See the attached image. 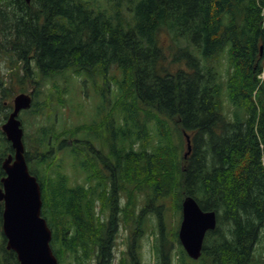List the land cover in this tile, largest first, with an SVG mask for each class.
I'll list each match as a JSON object with an SVG mask.
<instances>
[{
  "label": "trees",
  "instance_id": "16d2710c",
  "mask_svg": "<svg viewBox=\"0 0 264 264\" xmlns=\"http://www.w3.org/2000/svg\"><path fill=\"white\" fill-rule=\"evenodd\" d=\"M263 11L264 0H0V54L10 69L9 83L0 74V123L14 82L23 92L34 83L31 114L44 112L42 78L67 70L86 73L100 94L92 121L58 129L54 119L27 156L62 264H100L121 238L137 255L129 262L125 249L120 264H143L144 237L154 264H262ZM113 70L121 76L110 78ZM111 79L119 90L107 98ZM11 149L0 129V186ZM64 149L79 169L75 183L57 158ZM186 196L217 214L198 260L168 222L181 219ZM2 210L0 202V264H19Z\"/></svg>",
  "mask_w": 264,
  "mask_h": 264
},
{
  "label": "water",
  "instance_id": "95a60500",
  "mask_svg": "<svg viewBox=\"0 0 264 264\" xmlns=\"http://www.w3.org/2000/svg\"><path fill=\"white\" fill-rule=\"evenodd\" d=\"M32 0H26L30 3ZM14 110L2 130L11 142L15 154L2 163L0 202L4 203L2 230L7 249L15 252L19 264H59L51 247L52 230L42 215V186L31 174L25 157L24 130L18 118L22 109L32 105L29 94H19L14 99ZM187 137L191 153V138ZM217 226L215 211H205L193 196H187L182 205L179 239L188 255L199 259L203 252L206 234Z\"/></svg>",
  "mask_w": 264,
  "mask_h": 264
},
{
  "label": "rangeland",
  "instance_id": "374dc122",
  "mask_svg": "<svg viewBox=\"0 0 264 264\" xmlns=\"http://www.w3.org/2000/svg\"><path fill=\"white\" fill-rule=\"evenodd\" d=\"M163 40L164 44H170V41L167 37ZM32 67H34L33 70L35 72H39L38 69L35 68V65H32ZM115 73L119 77L121 76L118 70H113L112 74H110L109 77L111 78L115 76ZM0 74H6V83H9L8 75L10 74V69L8 67V61L7 58L5 56H2L1 54ZM19 76L21 75L19 74ZM42 79V82L44 84L42 86V91L40 95H38L39 97L37 99L40 104H43L42 111L44 112L39 114H31L33 111H23L20 115V119L21 121H23L25 130L28 134L27 145L28 149L30 150H34V141L32 139L35 138V134H37L39 128L49 126L51 121L53 123L54 119H56L57 128L62 129V127L64 126L73 127L75 125H79L80 123L90 122L95 117V114L98 115L96 110L100 102V94H97V92L94 90L93 80L89 76H87L86 73H83L82 76H80V74L78 75L73 73L72 70H67L56 74L54 77L49 76ZM29 80L26 81L24 85V87L26 88V93H30L33 89L35 90L34 83L31 84ZM109 85L110 86L107 92V98L116 96L119 90V85L115 81H112V79L110 80ZM14 87L17 88V90H14L15 93H13L12 97L9 96L6 99V102H10L11 105L13 103L14 96L23 92L20 91V87L16 82H14ZM59 97L65 99L67 106L65 105L62 108L60 107V103L58 101ZM4 122L5 120H2V122L0 123V127ZM153 136L157 141L158 139L156 138L155 133L153 134ZM67 145H69L68 141ZM57 158L64 165V169L69 174L70 180L75 183L77 180L76 176L78 175L79 169L76 167L72 151L70 149H64L57 154ZM168 222L170 227L175 226V229L178 228L179 230V214L178 216L170 214L168 217ZM126 236H128V234L124 231L121 234V237ZM122 239L123 238L120 239L121 243L118 250L119 255H121L124 248L127 247L124 242H122ZM151 241L152 238L150 237L143 238V264H154L155 262L153 254L151 252ZM259 257L261 258V256ZM259 257L258 260L260 259ZM262 264H264V261L262 262Z\"/></svg>",
  "mask_w": 264,
  "mask_h": 264
},
{
  "label": "flooded vegetation",
  "instance_id": "af4514ba",
  "mask_svg": "<svg viewBox=\"0 0 264 264\" xmlns=\"http://www.w3.org/2000/svg\"><path fill=\"white\" fill-rule=\"evenodd\" d=\"M69 143H72L71 141L69 142ZM110 190H112V187H110ZM124 197V203L126 202V199H125V196H123ZM120 198V197H119ZM120 200V199H119ZM120 202V201H119ZM121 203V202H120ZM122 204V203H121ZM110 219H111V217L110 216H108L107 218H106V222L107 223H109L110 222ZM115 231L116 230H118L119 229V226H116L115 228ZM123 240H125V239H123ZM126 245V244H125ZM127 246V245H126ZM132 247H131V250H129L130 249V246L128 247H125L124 248V250L125 249H128L127 250V253L130 255V259L128 260L129 262H133V258H132V254H135L136 252H135V247H134V244H132L131 245ZM115 249H116V246H114L113 248H112V254H111V256H112V258H106L105 256H103L101 259V262H100V264H120L121 263V258H122V255H123V252H124V250L122 251V253H121V255H119L118 254V252H115ZM136 255H137V253H136ZM62 264V263H61ZM97 264H98V262H97Z\"/></svg>",
  "mask_w": 264,
  "mask_h": 264
},
{
  "label": "bare ground",
  "instance_id": "6f19581e",
  "mask_svg": "<svg viewBox=\"0 0 264 264\" xmlns=\"http://www.w3.org/2000/svg\"><path fill=\"white\" fill-rule=\"evenodd\" d=\"M263 73V72H262Z\"/></svg>",
  "mask_w": 264,
  "mask_h": 264
}]
</instances>
